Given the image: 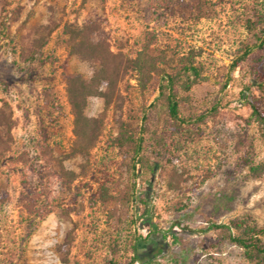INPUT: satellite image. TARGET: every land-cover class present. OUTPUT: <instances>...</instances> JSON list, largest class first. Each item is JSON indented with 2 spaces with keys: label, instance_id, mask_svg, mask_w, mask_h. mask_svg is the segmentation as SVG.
<instances>
[{
  "label": "rangeland",
  "instance_id": "1",
  "mask_svg": "<svg viewBox=\"0 0 264 264\" xmlns=\"http://www.w3.org/2000/svg\"><path fill=\"white\" fill-rule=\"evenodd\" d=\"M262 13L264 0L0 4V100L13 118L0 160V264H62L55 246L69 228L67 264H250L227 234L247 224L262 229L264 241V138L243 103L246 94L258 97L264 113ZM89 20L99 23L93 38L129 56L151 32V51L166 54V72L188 50L199 51L201 78L177 96L181 117L203 120H170L156 99V76L142 93L124 78L119 108L104 107L100 96L86 100L85 114L102 112L103 120L85 164L67 156L73 135L63 75L87 79L92 66L68 54L63 27ZM50 21L57 27L46 44L20 61V44ZM119 119L140 137L135 156L113 145ZM37 208L47 213L37 216ZM221 224L229 231L210 226Z\"/></svg>",
  "mask_w": 264,
  "mask_h": 264
},
{
  "label": "trees",
  "instance_id": "2",
  "mask_svg": "<svg viewBox=\"0 0 264 264\" xmlns=\"http://www.w3.org/2000/svg\"><path fill=\"white\" fill-rule=\"evenodd\" d=\"M0 4L6 5L8 0H0ZM257 19L263 25L258 36V40L261 41L264 37V13L259 14ZM56 27L57 25L51 21L35 26L33 32L38 35V38L29 39L25 44H20L18 51L20 61L24 63L32 61L46 44L48 36ZM98 30L99 23L95 20H89L79 26L67 25L63 27L68 54L74 55L92 66L91 75L87 79L79 74L63 75L64 91L71 115V133L73 135L70 152L67 156L77 155L83 159L85 164L90 149L95 145L101 133L103 120L102 112L95 117H88L85 114L86 100L90 96H100L103 99L104 107L115 106L119 108L122 102L119 84L124 78L133 79L137 91L142 93L152 78L156 76L158 78L156 99L160 101L166 116L170 120L174 123L203 120V114L181 117L179 113L180 100L177 96L178 90L182 92L189 91L192 85L201 78L200 68L195 63L199 51L188 50L177 59L174 71L166 72L164 69L167 63L166 54L151 51V45L155 39L151 32H146L139 48L133 55L129 56L119 50L113 51L105 38L101 36L93 38ZM249 49L250 47L246 48L244 54L250 51ZM241 59L240 57L234 60L233 66ZM259 102L258 97L250 94L243 97V103L249 110L248 120L259 126L261 135L264 138V113L259 107ZM146 115L144 113L141 119L145 120ZM12 127L11 108L6 101L0 100V160L12 143ZM112 140L114 146L129 150L134 156L139 152L140 137H136L133 127L128 122L118 120L117 131ZM43 146L45 147L42 144L40 149ZM48 153L50 155L49 151ZM53 159L60 171L65 173L61 168V159ZM80 165L83 167V164ZM248 168L253 174H258L261 171L257 165H249ZM76 176L77 174L71 173L69 180H73ZM35 211L37 216L47 213V211L43 212L40 208ZM210 226L225 228L228 231L230 228L229 225L224 224ZM235 227L238 229V234L234 235L229 232L227 234L228 240L241 249L244 258L250 264H264L262 229L240 223L235 224ZM70 234L71 228L67 230L65 237L55 246L56 254L62 264H67V247L71 241Z\"/></svg>",
  "mask_w": 264,
  "mask_h": 264
}]
</instances>
